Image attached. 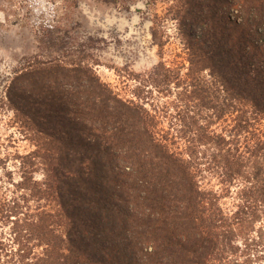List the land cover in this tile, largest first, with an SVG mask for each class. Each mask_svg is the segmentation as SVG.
Segmentation results:
<instances>
[{
    "label": "trees",
    "instance_id": "trees-1",
    "mask_svg": "<svg viewBox=\"0 0 264 264\" xmlns=\"http://www.w3.org/2000/svg\"><path fill=\"white\" fill-rule=\"evenodd\" d=\"M169 1L185 74L161 61L129 74L124 98L96 72L95 37L51 30L47 55L15 70L6 100L36 149L15 158L18 180L0 178V264L258 261L264 0Z\"/></svg>",
    "mask_w": 264,
    "mask_h": 264
},
{
    "label": "rangeland",
    "instance_id": "rangeland-1",
    "mask_svg": "<svg viewBox=\"0 0 264 264\" xmlns=\"http://www.w3.org/2000/svg\"><path fill=\"white\" fill-rule=\"evenodd\" d=\"M169 0H0V178L8 171L18 180L15 158L36 148L22 133L10 104L7 88L15 77V70L26 59L37 54L47 55L40 45L43 33L51 30L71 43H83L95 37V53L101 65L96 72L115 92L131 97L134 82L129 74L145 75L163 61L168 67L182 69L189 66L187 51L179 36L178 23L169 13ZM157 42L164 44L160 51ZM157 96V95H156ZM174 97H160L161 106ZM161 109V108H160ZM226 124V123H225ZM169 124L164 123L167 130ZM218 130L223 126L216 127ZM5 180V179H4ZM215 183V182H214ZM207 184V182H206ZM214 186V184H212ZM217 190V187H216ZM223 208L233 211V198L222 201ZM264 234V222L259 225ZM8 237V230L0 225V237ZM257 237V235H255ZM253 247L258 261L264 264V239Z\"/></svg>",
    "mask_w": 264,
    "mask_h": 264
}]
</instances>
